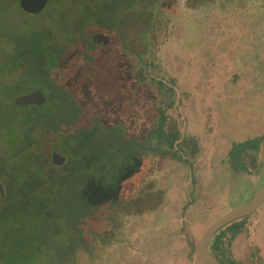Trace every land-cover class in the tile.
Instances as JSON below:
<instances>
[{"label": "trees", "instance_id": "1", "mask_svg": "<svg viewBox=\"0 0 264 264\" xmlns=\"http://www.w3.org/2000/svg\"><path fill=\"white\" fill-rule=\"evenodd\" d=\"M157 1L111 0L109 3L104 0L100 2L103 10H97L88 0L76 19L68 18L63 24L60 18L54 20L56 26H61V43L49 30L15 32L13 37L9 36L13 46L4 55L1 67L7 74L10 70L17 74L11 82L0 83L3 93L0 95V129L12 137L16 162L12 171L5 173L7 198L13 193L20 205L7 212L9 219L0 214V220L10 224L8 228L5 226L6 238L12 243L15 241L7 259L27 257L32 264H120L126 261L132 249L142 252L148 245L143 241L135 245L134 240L132 244V240L119 239L122 218L130 214L140 216L147 210L159 212L167 202L165 189L153 184V187L143 185L142 178L153 164L152 157L186 163L180 149L183 139L168 122L167 110L175 102L174 91L162 80L148 77L144 70L151 61L147 57L148 35L154 28L153 8ZM190 1L195 4L199 0ZM88 25L107 34L110 43L93 45L96 50L85 43L82 45L83 32ZM74 35H80L81 39L74 43ZM131 43L138 44L139 48H131ZM105 48L113 50H103ZM106 57H110L119 72L120 90L127 95L119 97L107 91H95L96 77L91 63ZM21 83L25 85L23 89L19 88ZM34 90L46 94L44 104L17 106L13 103L16 96ZM7 99L12 105L5 101ZM18 107H22V111H18ZM36 141H45L46 150L49 148L67 157L62 170L53 169L42 152L30 149ZM192 144L189 142L188 146ZM259 145V139L250 144L254 167L256 164L264 169ZM243 146L239 145V154ZM14 172H18V176ZM66 188H70L69 195H73L75 201L58 213L60 200L68 196ZM36 198H39L38 211L22 209V203ZM143 198L155 199L151 209L144 210L147 206L141 203ZM241 225L242 220L231 235L239 231ZM219 231L213 236L209 249L223 264H234L236 261L229 259L228 252L221 249V238L225 234ZM2 238H5L4 231H0V260L4 262L7 252ZM20 243L24 247H20ZM114 244H119L117 256L111 255ZM131 255L130 264L139 254Z\"/></svg>", "mask_w": 264, "mask_h": 264}, {"label": "rangeland", "instance_id": "2", "mask_svg": "<svg viewBox=\"0 0 264 264\" xmlns=\"http://www.w3.org/2000/svg\"><path fill=\"white\" fill-rule=\"evenodd\" d=\"M101 1L104 3V0H91V7L103 10ZM18 3L19 0H0V83L11 82L17 74L12 70L7 74L1 67L4 55L13 46L9 36L13 37L15 32L49 30L61 43V26H56L54 20L60 18L63 24L68 18L76 19L88 0H48L43 11L37 14L23 11ZM112 12H115L113 8ZM153 14L155 22L148 35L147 52L151 61L144 70L148 77L162 80L174 91L175 102L167 110L168 122L183 139L180 149L186 163L152 157L153 164L143 175V185L165 189L167 202L159 212L157 209L153 212L147 209H151L155 199H141L147 213L123 217L119 239L132 240V244L135 241V245L141 241L148 244L141 250L144 261L136 258L132 264H203L196 251L205 227L228 209L249 201L264 181V169L256 164L254 167V152L250 147L256 139L261 142L264 134V0H199L195 4L190 0H158ZM95 33L104 32L88 25L83 32L82 45L98 49L91 40ZM79 36L74 35V43L81 39ZM131 44V48L138 47ZM109 58H98L91 63L96 77L93 87L98 93L127 95L120 90L119 72ZM65 75L63 72L62 76ZM23 87L21 83L19 88ZM5 101L12 105L10 100ZM16 109L22 111V107ZM4 133L5 130L0 129V214L9 219L7 212L14 211L20 204L13 193L7 198L5 173L12 171L16 162L12 137ZM189 142L193 147L188 146ZM239 145H244L241 154ZM45 148V141H36L30 146L34 152L44 154L50 167L62 170L63 165L51 161L53 150ZM232 148L235 149L230 155ZM64 157L66 162L67 157ZM18 174L14 172L15 176ZM66 190L68 196L60 200L58 213L75 201V197L69 195L70 188ZM38 199L25 201L22 209L38 211ZM241 220V229L231 235ZM5 226L8 228L10 224L0 220L7 259L15 241L12 243L6 238ZM219 232L225 234L220 246L228 252L229 259L264 262V203L251 215L231 222ZM213 236L207 245L209 252ZM119 244H114L111 255L119 254ZM19 246L24 247V244ZM131 252L120 264H130L131 254H134ZM20 259L0 260V264H32L27 257Z\"/></svg>", "mask_w": 264, "mask_h": 264}, {"label": "water", "instance_id": "3", "mask_svg": "<svg viewBox=\"0 0 264 264\" xmlns=\"http://www.w3.org/2000/svg\"><path fill=\"white\" fill-rule=\"evenodd\" d=\"M48 0H19V7L29 13L37 14L43 11ZM92 42L96 44L107 45L110 43V38L104 33H95L91 37ZM46 94L41 90H34L26 94H22L13 98V103L17 106L37 105L40 106L46 102ZM260 157L264 166V134L260 142ZM51 161L55 165H62L65 161L64 155L58 151H53ZM264 203V181L261 187L253 194L249 201L228 209L221 216L213 220L203 230L199 237L197 255L203 264H223L207 249L208 242L211 237L219 230L224 228L229 223L249 216L254 213ZM234 264H264L260 262H236Z\"/></svg>", "mask_w": 264, "mask_h": 264}, {"label": "crops", "instance_id": "4", "mask_svg": "<svg viewBox=\"0 0 264 264\" xmlns=\"http://www.w3.org/2000/svg\"><path fill=\"white\" fill-rule=\"evenodd\" d=\"M176 229V228H175ZM137 250L136 249H132V252L131 253H134V256H135V254L137 253V254H139V255H137L138 257H136L137 259L139 258V259H141L142 261H144V257L143 256H140L142 253L141 252H136ZM258 255H259V257H260V254H259V252H258ZM141 261V262H142ZM264 261V260H263ZM263 261H261V262H263ZM264 263V262H263Z\"/></svg>", "mask_w": 264, "mask_h": 264}]
</instances>
